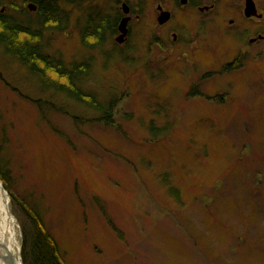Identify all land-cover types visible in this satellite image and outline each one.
Instances as JSON below:
<instances>
[{"label":"rangeland","instance_id":"1","mask_svg":"<svg viewBox=\"0 0 264 264\" xmlns=\"http://www.w3.org/2000/svg\"><path fill=\"white\" fill-rule=\"evenodd\" d=\"M55 1L69 16L42 31L44 50L88 64L74 84L99 104L119 100L104 126L0 48V158L12 195L39 204L62 263L264 264V62L258 45L239 53L256 35L240 20L245 0H221L205 21L161 0L181 48H168L149 0H127L140 18L123 46L81 37L102 18L111 26L114 0Z\"/></svg>","mask_w":264,"mask_h":264},{"label":"trees","instance_id":"2","mask_svg":"<svg viewBox=\"0 0 264 264\" xmlns=\"http://www.w3.org/2000/svg\"><path fill=\"white\" fill-rule=\"evenodd\" d=\"M73 1L75 0H64L63 4L73 5ZM24 3L23 1L20 5L16 0H8L3 4L0 0V48L3 53L29 70L28 72L46 89H52L57 94H65L89 108L93 107L99 111L96 112L98 113L96 121L102 122L104 126L110 124L119 100L109 98L105 105H101L92 93L86 94L74 84V81L80 84L79 78L87 74L88 64L73 63L66 66L61 59L50 57L41 44L42 31L46 27L62 31L61 27L69 16L65 8L58 7L55 0H31L29 3L36 7L35 13L32 14L23 6ZM32 15L36 16L35 20L26 19ZM87 25H91V22H87ZM89 28L87 27L86 33L82 34V39L88 37L95 44H99L109 32L111 34L114 19L111 26H106L105 18H102L100 24H96L91 30ZM61 80L63 82H60ZM48 106L50 110L59 112L55 104L48 102ZM72 119L76 123V118ZM10 175L8 162L0 158V181L10 196V209L16 215L21 229L22 263L63 264L56 242L45 228L39 204L33 201L20 203L10 190L9 183L12 179ZM173 194L177 197L176 192Z\"/></svg>","mask_w":264,"mask_h":264},{"label":"flooded vegetation","instance_id":"3","mask_svg":"<svg viewBox=\"0 0 264 264\" xmlns=\"http://www.w3.org/2000/svg\"><path fill=\"white\" fill-rule=\"evenodd\" d=\"M250 1L252 2V4L250 3ZM149 2H151L154 8L153 9L154 19H155V24H157L154 27L159 31H163V34L165 35V39H170L171 41V46H169L168 48L170 47L175 48L177 46L181 48L182 46H185L184 44L179 43L180 35L176 31L166 30L168 28V25H171V23L173 22V13H172L173 11L165 8L162 5L161 0H149ZM220 2L221 0H173L172 4L173 6H175L176 9L180 11H185L187 10V8H191V10L196 11L198 13V17L202 18V21H205V18L209 16L211 13L213 12L220 13L218 9ZM246 2H249L250 4L247 5ZM114 5L115 7L112 6V9L117 11V14L114 18V28H112L111 34L109 32L108 35L110 36V38L111 37L113 38V42L115 44L119 46H123L125 44L127 45L130 40L131 34L133 32V26L137 23V21L140 18L138 15V10L130 3V1H127V0H124V1L114 0ZM246 5L253 6V10L251 12H253L254 15L249 18H246L244 16V10L247 7ZM262 7L259 8L258 3L253 0H245L243 6L242 5L239 6L240 9L238 12L239 14H241V17L239 16L240 20L242 18L241 20L242 22L243 21L250 22L253 25L256 24L254 27V31L256 35L254 36V38L248 39L247 45H245L239 51L241 55L245 54L243 58L244 60H246L249 57V54H247V49L258 45V47L260 48V50L258 51V55H259L258 59L260 60L262 59L261 62H264V8L262 9ZM144 10H145V7L142 6V12ZM234 10H236V7L235 8L232 7V13H236L234 12ZM161 15H163L162 17H167L168 15V20L163 22L162 24L159 23V20L162 19ZM242 16L244 17V19ZM123 20H126V26H125L124 33H122L119 30V24ZM234 23H235V19L229 20V25L233 26ZM120 36H123L122 43H118L116 41ZM156 36L157 34L155 35V37ZM160 38L162 40L164 39L162 38L161 35H160ZM237 60H238L237 57L232 60V63L230 64L232 68H233L234 63Z\"/></svg>","mask_w":264,"mask_h":264},{"label":"bare ground","instance_id":"4","mask_svg":"<svg viewBox=\"0 0 264 264\" xmlns=\"http://www.w3.org/2000/svg\"><path fill=\"white\" fill-rule=\"evenodd\" d=\"M17 222L8 209L7 194L0 182V264H22L19 256Z\"/></svg>","mask_w":264,"mask_h":264},{"label":"water","instance_id":"5","mask_svg":"<svg viewBox=\"0 0 264 264\" xmlns=\"http://www.w3.org/2000/svg\"><path fill=\"white\" fill-rule=\"evenodd\" d=\"M247 3V5L248 4H252V2L250 1V3L249 2H246ZM246 5V6H247ZM252 8V9H251ZM28 9L29 10H31V11H33L34 10V7L33 6H31V5H29L28 6ZM253 10V6L252 5H250V6H247L246 7V9L244 10V16L246 17V18H249V17H251V16H253L254 14H253V12H251ZM163 15H161V17H162ZM168 20V15H167V17H162V19H160L159 20V23L160 24H162L163 22H165V21H167ZM125 26H126V20H123L120 24H119V30L122 32V33H124L125 32ZM122 39H123V36H120L116 41L118 42V43H122ZM3 191L5 192V190H4V188H3ZM6 193V192H5ZM8 203H9V200H8ZM9 209V208H8ZM19 252H20V247H19ZM21 260V259H20ZM7 261H8V263L9 264H13V261L11 260V259H7ZM21 263H22V261H21Z\"/></svg>","mask_w":264,"mask_h":264}]
</instances>
